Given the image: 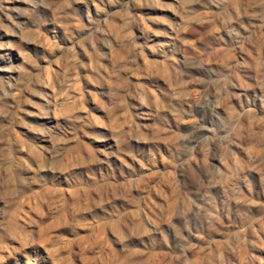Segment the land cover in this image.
<instances>
[{
  "label": "rangeland",
  "instance_id": "1",
  "mask_svg": "<svg viewBox=\"0 0 264 264\" xmlns=\"http://www.w3.org/2000/svg\"><path fill=\"white\" fill-rule=\"evenodd\" d=\"M0 264H264V0H0Z\"/></svg>",
  "mask_w": 264,
  "mask_h": 264
}]
</instances>
